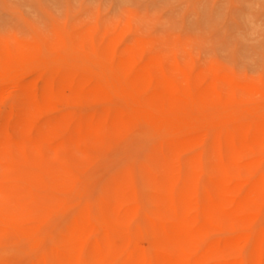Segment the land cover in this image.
<instances>
[{"label":"bare ground","instance_id":"6f19581e","mask_svg":"<svg viewBox=\"0 0 264 264\" xmlns=\"http://www.w3.org/2000/svg\"><path fill=\"white\" fill-rule=\"evenodd\" d=\"M101 63L55 71L0 50V158L41 157L0 165V264H264L257 92L131 51ZM80 143L101 156L82 164ZM61 152L74 166L48 163Z\"/></svg>","mask_w":264,"mask_h":264},{"label":"rangeland","instance_id":"374dc122","mask_svg":"<svg viewBox=\"0 0 264 264\" xmlns=\"http://www.w3.org/2000/svg\"><path fill=\"white\" fill-rule=\"evenodd\" d=\"M111 49L255 91L257 101L244 107L264 111V0H0V50L27 52L37 68L88 72ZM77 150L84 165L101 156L82 143ZM40 158L4 152L1 172L8 176ZM48 163L59 170L73 164L62 152ZM136 184L141 190L138 175Z\"/></svg>","mask_w":264,"mask_h":264}]
</instances>
